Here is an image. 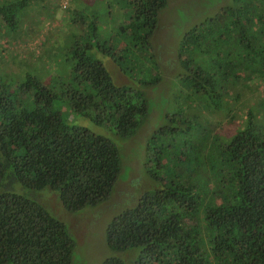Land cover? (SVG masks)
Segmentation results:
<instances>
[{
  "label": "trees",
  "instance_id": "obj_1",
  "mask_svg": "<svg viewBox=\"0 0 264 264\" xmlns=\"http://www.w3.org/2000/svg\"><path fill=\"white\" fill-rule=\"evenodd\" d=\"M26 4L0 0V26L15 27ZM166 5L110 0L108 9L127 11L112 36L119 65L137 71V56L153 66L141 84L160 78L149 49ZM107 42L73 49L62 93L74 112L112 121L127 139L150 108L142 90L114 83L92 54H110ZM177 56L179 111L148 137L153 185L110 219L111 254L100 264H264V0H231L181 35ZM55 95L32 75L16 86L0 81V264H74L75 237L37 193L79 211L105 201L122 171L120 149L70 124L52 106Z\"/></svg>",
  "mask_w": 264,
  "mask_h": 264
},
{
  "label": "rangeland",
  "instance_id": "obj_2",
  "mask_svg": "<svg viewBox=\"0 0 264 264\" xmlns=\"http://www.w3.org/2000/svg\"><path fill=\"white\" fill-rule=\"evenodd\" d=\"M230 2L167 0L150 37L149 50L160 71V78L154 84H141L150 82L154 72L153 66L148 65L147 60L142 61V57L136 56L143 63L137 71L125 70L123 64L119 65L120 57L112 36L115 35V25L125 20L127 11L124 12L123 8L116 11L108 9L110 0H26L27 4L16 11V26H0V81L16 86L27 75H32L44 84H53L56 91L52 102L54 109H58L70 124L84 126L94 134L108 138L120 149L122 171L105 201L71 212L64 208L54 192L37 193L40 202L60 218L75 237L74 264H100L108 257L111 254L105 237L108 222L117 213L135 205L143 191L153 185L154 181L148 173L152 166L148 137L162 123H167V113L172 115L179 111L173 93L182 71L177 56L180 37L191 26L214 15ZM119 6L124 7L123 3ZM93 20L97 21V29L90 32L86 26ZM86 35H91V38L85 39ZM102 39L108 41L104 46L113 48L110 50L108 47L111 53L105 55L95 48L92 54L103 63L114 83L142 90L150 108L149 117L127 139L115 134L112 121L104 120L96 124L91 118L74 112L62 93L65 87L62 83L72 79L73 49L77 47L89 51L86 44L97 45ZM43 48L47 50L43 51ZM224 128L229 130L228 124H224Z\"/></svg>",
  "mask_w": 264,
  "mask_h": 264
}]
</instances>
